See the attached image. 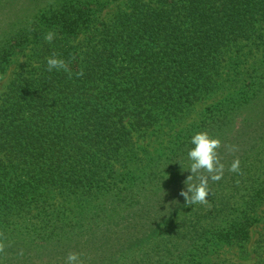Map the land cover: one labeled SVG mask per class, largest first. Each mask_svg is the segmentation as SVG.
<instances>
[{"label":"trees","instance_id":"obj_1","mask_svg":"<svg viewBox=\"0 0 264 264\" xmlns=\"http://www.w3.org/2000/svg\"><path fill=\"white\" fill-rule=\"evenodd\" d=\"M96 3L65 0L35 11L31 23L20 25L15 19L0 31V75L15 63L0 92V233L5 250L14 251L25 240L61 244L71 233L98 235L111 228L99 226L115 215L114 230L87 242L98 256L85 254L83 261L240 264L252 257V264H264V149L255 155L261 166L249 161L250 150L264 141V76L242 84L225 103L207 107L213 120L205 115L177 134L184 147L179 153L175 146L173 154H184L181 161L189 166L192 136L207 131L215 137L244 104L255 106L256 116L248 117L232 140L215 137L222 142L218 153L225 172L220 181L209 180L207 204L159 228L169 200L177 205L184 200L179 193L188 171L175 183L174 193L168 188L159 196L160 206L154 199L130 216L118 215L143 195L130 181L126 191L117 188L126 179L115 169L132 149V132L175 120L210 93L217 84V56L241 40L264 38V0H128L109 21L101 18ZM48 31L56 33L51 43L44 40ZM53 52L69 62L71 79L63 71L46 70ZM81 70L84 75L77 77ZM229 144L239 151L230 154ZM236 157L242 174L227 170ZM172 161L163 168H173ZM159 169L152 168L148 176L158 178ZM78 190V200L87 199L77 202L72 219L57 217L56 209L50 212L55 197L67 199ZM105 190L111 194L100 201L97 196ZM31 213L39 223L18 228V221ZM143 216L150 217L147 225L137 223ZM252 232L256 237L249 249ZM60 246L67 251L70 245ZM223 247H235L238 261L217 256Z\"/></svg>","mask_w":264,"mask_h":264},{"label":"rangeland","instance_id":"obj_2","mask_svg":"<svg viewBox=\"0 0 264 264\" xmlns=\"http://www.w3.org/2000/svg\"><path fill=\"white\" fill-rule=\"evenodd\" d=\"M64 2L65 0H0V31L1 29L10 26L15 19L17 20V23H21L20 25L26 24L33 20L32 17L35 11L37 12L39 9L46 10L51 5ZM96 4L98 7L100 5L101 18L105 21H109L119 7L123 9L127 6L128 0H97ZM261 22L262 21L258 24H262ZM261 32L264 33V31ZM26 52H28V49ZM15 55V58L20 59L22 54L16 53ZM14 65L15 63H11L6 72L3 75H0V92L8 83L11 73L14 70ZM213 72L217 78V84L215 87L210 93L203 96L202 99H199L193 105H189L184 109V112H182L177 119L170 122L163 120L154 126H150L141 133L132 132L130 134L132 149L127 153V156L123 158L125 164L123 166L117 165L115 167L116 174H118L119 177L125 176L126 182L120 183L117 188L126 191L125 187L129 184L127 181H130L131 184L134 185V190L141 192L143 196L141 198H134V203L130 208L123 210L118 215L123 216L127 214L130 216L134 209H140L143 204L151 202L154 199L157 201L156 206H160L162 200L159 199V196L163 195L167 191L166 189L170 188V194L174 193L173 191L175 189H172L175 187V183H177L180 178L184 177L188 172V170H183L188 168L185 162L181 161V158H184V154L180 157L173 154V148L175 146L179 147L177 150L179 153L184 147L183 144L180 143L182 139L178 141L177 134L190 126L195 127L201 123V120L205 115H207L206 118H209L208 121L213 120L214 114L210 113V110L207 109V107L223 101L227 96L234 95L237 90L241 88L242 84L259 81V78L264 76V38L255 39V37H251L249 39L241 40L237 45L225 49V54H220L214 60ZM225 102L226 101H223L222 103ZM255 112H257L255 106L244 104L236 111V115L232 122L227 125L224 124L223 129L220 133L218 132L217 135L220 134L221 136L223 135L224 138L232 140L236 135V132L239 133L240 130H242L247 118L256 116ZM217 135L215 137H217ZM263 145L264 141L262 142V147L259 148L254 146L250 150L253 152L251 153L252 156H250L249 161H254L256 166L262 165L255 155L263 153L261 152V149H264ZM173 156L176 157L171 158ZM169 160L176 161L173 163L176 165L173 168L164 169L167 166L164 163ZM177 163L180 166H177ZM157 165L160 166V169ZM155 167L159 169L158 178L148 176L151 169ZM142 180L145 181L144 184L138 186L136 183ZM177 186L176 188H178ZM117 188H113L112 190L116 191ZM81 193L82 191L78 190V192L75 193L78 196L71 194L67 199L55 197V199L50 202V212L52 209H56L60 214L57 215V217L65 216L67 219H72L73 212L78 209L77 202L80 201V203H82L87 199L86 196H82L78 200ZM110 194L111 190H105L101 191L97 197L100 201H103L106 200ZM169 195L167 196L165 194L163 197L169 200ZM179 202L180 204L177 205L176 201L172 202L169 200L171 206L168 212L167 208H165L163 215H165L166 220L165 222H161L159 228L167 223H175L192 209L202 205L196 204L193 206H186L184 205L185 200H179ZM183 205L184 208L180 209ZM64 211L66 214L62 215ZM235 214L237 215L238 211H236ZM31 215L32 216H29L28 214L23 219H20L18 224H16L17 227L24 228L23 226L30 222H34L35 224L39 223L37 216L33 215V213H31ZM117 219V216L113 215L111 216V221L108 225L103 223L99 227L106 228L111 226L109 230H114L115 226L112 224L115 223ZM148 220H150V217L143 216V218L137 223L146 224ZM163 230L164 228H162V231ZM107 232H104L103 230V233H99L98 235H94L93 231L88 234H68L67 238L61 243L70 245L67 251H64L59 243L25 240L21 245H18L14 251H9L7 249L3 253H0V264H41V262L42 264H64V261L70 252L82 253V256L88 254L90 257L94 258L97 257L98 254L90 250L91 248L87 246V242L90 239H97L96 236L100 237ZM255 237L256 233L252 232L251 241L248 244L249 249L253 247L252 242ZM21 250H23V255L19 254ZM217 256H227L235 261H238L239 259L235 247H223L220 254ZM92 258H86L84 264H90ZM240 264H252V257L246 261L240 260Z\"/></svg>","mask_w":264,"mask_h":264},{"label":"clouds","instance_id":"obj_3","mask_svg":"<svg viewBox=\"0 0 264 264\" xmlns=\"http://www.w3.org/2000/svg\"><path fill=\"white\" fill-rule=\"evenodd\" d=\"M31 23V21L29 22ZM56 36L54 31H48L44 35V40L47 43H51ZM47 71H63L68 74V77L72 78V71L69 67V62L59 57V54L53 52V54L47 58ZM84 75L83 70L76 73L77 77ZM191 144L194 145L188 151V159L190 164L187 169L191 172L184 181L186 187L179 193L184 197L186 206H193L196 204H207L209 202V180L212 182H218L223 178L225 172V164L221 162V157L218 153V149L221 148L222 142L219 138L211 136L207 131L196 133L191 138ZM227 151L230 154H234L239 151V147L234 144L227 145ZM230 172L242 174L240 167L239 157H236L227 169ZM6 239L3 233H0V253L5 251ZM20 255H23V250L20 251ZM82 253L70 252L68 253L64 264H84L81 259Z\"/></svg>","mask_w":264,"mask_h":264}]
</instances>
